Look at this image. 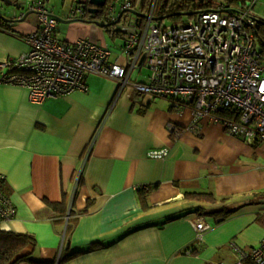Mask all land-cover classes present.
<instances>
[{
    "label": "crops",
    "instance_id": "0c3cea01",
    "mask_svg": "<svg viewBox=\"0 0 264 264\" xmlns=\"http://www.w3.org/2000/svg\"><path fill=\"white\" fill-rule=\"evenodd\" d=\"M83 1L75 6L83 8ZM136 1L137 14L122 20L143 21L150 0L141 11ZM109 2L94 18L84 9V15L58 20L57 39L69 44L84 38L109 49L106 28L93 22ZM6 6L0 14L14 21L0 18V63L26 53L25 36L39 28L38 16L18 19L28 13L19 5L22 13L8 17ZM244 6L248 1L237 8ZM115 11L120 13L118 5ZM71 19L81 21L66 22ZM106 33L125 41L122 33ZM118 55L112 52L111 62ZM141 72L132 78L145 80ZM85 82L87 92L34 104L27 88L0 77V174L15 208L1 229L34 239L14 259L30 260L18 264H233L232 243L246 248L263 238L264 220L256 223L264 219V143L248 146L219 123L195 122L191 109L174 108L166 99L140 102L135 91L119 93L113 80L89 75ZM162 148L169 150L166 158L147 156ZM145 186L152 188L148 210L141 208L137 191ZM64 194L68 210L89 211L74 213L68 233L69 214L62 220L48 204L61 202ZM196 194H212L217 201H193ZM199 207L229 212L203 216L212 227L202 243L190 224ZM94 244L100 248L89 251ZM64 249L83 253L60 263Z\"/></svg>",
    "mask_w": 264,
    "mask_h": 264
},
{
    "label": "built area",
    "instance_id": "2783aa9c",
    "mask_svg": "<svg viewBox=\"0 0 264 264\" xmlns=\"http://www.w3.org/2000/svg\"><path fill=\"white\" fill-rule=\"evenodd\" d=\"M157 1L150 0L143 21L134 27L130 20L119 26L123 15L134 10L132 0H110L98 14L95 21L103 25L119 19L114 29L125 36L119 58L111 62V50L89 39L69 44L59 41L55 33L58 19L46 0H26L23 8L37 14L39 28L25 36L26 53L0 63L1 81L27 88L30 102L42 104L49 98L87 92L86 77L95 75L115 81L119 93L135 91L140 102L166 99L174 108L191 109L195 122L208 119L248 146L263 144L264 56L256 48L253 33L259 21L254 11L258 0H249L248 6L240 8L220 2L165 28L154 24ZM83 12L78 5L71 17ZM143 68L148 70L145 80L132 79ZM117 99L118 95L109 111ZM168 154V148H162L148 151L147 156L164 159ZM5 179L0 174V229L15 215L2 189ZM190 224L196 241L202 243L212 225L203 216H194ZM232 247L237 254L233 264H264V236L250 247L234 243Z\"/></svg>",
    "mask_w": 264,
    "mask_h": 264
},
{
    "label": "trees",
    "instance_id": "16d2710c",
    "mask_svg": "<svg viewBox=\"0 0 264 264\" xmlns=\"http://www.w3.org/2000/svg\"><path fill=\"white\" fill-rule=\"evenodd\" d=\"M173 0H166L164 8H162V13L164 14L163 17L169 16L175 22L185 21L182 18V15L179 13L181 12H187L186 10H189L191 8L199 7L203 10H209L213 7L211 4L212 0H175L176 8L175 12L169 7L171 6ZM229 8H237L238 6H243L245 4V1L249 0H222ZM143 7L146 9L148 6L149 0L143 1ZM82 3V2H81ZM80 3V4H81ZM85 11V10H84ZM84 15V14H83ZM123 21H128L126 18ZM115 26L109 25L106 27V32L116 31L114 30ZM117 32V31H116ZM253 33L255 35L256 39V45H259V52L264 56V19L259 18V21L257 22V25L253 29ZM152 190V188L145 186L144 188L138 189V198L141 205V208L143 210H148L152 208V205L149 203V192ZM191 198L193 201L197 202H216L217 198L212 194H199V195H191ZM50 208L58 215L57 217L63 218L62 220H65L64 218L69 214L68 219V225H67V233L70 231L72 224L70 220L72 217H74V213L78 215H84L87 214L89 211L88 209H84L82 211L76 212L71 210H68V202L67 197L64 194L63 199L61 202L48 203ZM199 216H210V215H217L221 214L223 212V216H227L229 212L227 211H215V212H207L204 208L199 207L198 209H195L194 211ZM34 243V239L30 235L26 234H17L9 231H5L0 229V264H18L21 261H27L30 260L28 257H22L19 259H15L17 255H19L25 248H27L29 245ZM100 245H91L89 247L90 250L99 249ZM81 251H71L69 249H64L63 253L60 258V263L67 262L74 257H76L79 254H82Z\"/></svg>",
    "mask_w": 264,
    "mask_h": 264
},
{
    "label": "rangeland",
    "instance_id": "374dc122",
    "mask_svg": "<svg viewBox=\"0 0 264 264\" xmlns=\"http://www.w3.org/2000/svg\"><path fill=\"white\" fill-rule=\"evenodd\" d=\"M75 1L76 0H49L47 2V7L50 11H53L55 16L60 18L61 20H65L67 17H69L71 15V12L75 9ZM123 1V0H122ZM26 2V0H16L15 4L17 3L18 5L23 6L24 3ZM166 0H158L157 1V5H156V9L154 12V17L155 18H159L164 16V14L162 13V8H164ZM222 2V0H212L211 4L213 6H215L216 4ZM143 0H137L136 1V7L138 10H142V5H143ZM173 4H171V6L169 7V9L173 10L175 12V8H176V4H175V0L172 1ZM77 5V4H76ZM1 6V5H0ZM120 6V2L118 3V7ZM4 9V13L8 16V17H14L15 15H20L22 13V11L17 10L14 6H6L3 8ZM25 10V9H24ZM254 11L255 13L262 19H264V0H258L257 4L254 6ZM26 12V10H25ZM137 12V11H136ZM37 15L34 14H30L29 18H33L35 21ZM182 18L186 21L188 20V16H182ZM37 23L39 22L38 20L36 21ZM124 24H127L126 22L124 23L123 20L120 21L119 26H125ZM130 27H134L136 26V18L135 16H131L130 17ZM154 24L155 26H158L159 28H165L168 26H174L175 20H173L171 17H166L163 20H154ZM59 27H62L63 30H65L66 28V24H63L61 22H59L58 24ZM61 29V31H62ZM60 30V29H59ZM65 32L62 31V37L63 34ZM105 38H106V42L109 46V49L114 53V54H120L121 52V46L124 43V40L122 39L121 35L116 36L114 39L111 38V35L109 33H104ZM256 48H259V45H256ZM138 72V71H136ZM136 72L134 74H136ZM143 73L145 74V76L148 74V70L146 68L142 69L141 75H143ZM132 79H135V76H133ZM228 209H230V207H227ZM263 214V213H262ZM221 221V219H219ZM263 217H260L258 219V222L256 224L262 223L263 222ZM209 223V222H208ZM210 224V223H209ZM211 225V224H210Z\"/></svg>",
    "mask_w": 264,
    "mask_h": 264
},
{
    "label": "water",
    "instance_id": "95a60500",
    "mask_svg": "<svg viewBox=\"0 0 264 264\" xmlns=\"http://www.w3.org/2000/svg\"><path fill=\"white\" fill-rule=\"evenodd\" d=\"M2 1L3 3H5L6 5L8 6H14L17 10L21 9V7L16 3H13L11 0H0ZM88 3L93 6L91 8L88 9V12L91 14L92 18L95 17V14H97L99 12V7H103L106 3V0H88ZM203 11H206V10H202V11H195V12H181L179 13L180 15L182 16H188V17H192L200 12H203ZM132 13H136L134 11H131ZM229 13L232 12L231 9L228 10ZM32 12H28L23 18L22 20H24L29 14H31ZM137 14V13H136ZM171 16V15H169ZM169 16H165V17H160V18H156V20H163L165 19L166 17H169ZM0 18L3 19L4 21L6 22H10V21H14V20H11V19H8L6 17H4L3 15L0 14ZM59 21H62L60 18L56 17ZM73 21H81V19H71V20H68L66 21L67 23H71ZM95 25H97L98 27H101V28H106L108 27L109 25H103V24H99L98 22L96 21H93ZM119 22V19L113 23H111L110 25H115Z\"/></svg>",
    "mask_w": 264,
    "mask_h": 264
},
{
    "label": "flooded vegetation",
    "instance_id": "af4514ba",
    "mask_svg": "<svg viewBox=\"0 0 264 264\" xmlns=\"http://www.w3.org/2000/svg\"><path fill=\"white\" fill-rule=\"evenodd\" d=\"M16 0H12V2L14 3ZM84 3H83V10L85 9V10H87V9H89L88 7H89V5H88V2H87V0H84L83 1ZM0 3H1V5H3L4 3L3 2H1L0 1ZM3 3V4H2ZM201 10H203V9H200L199 7H195V8H191V9H189V10H186L187 12H195V11H201Z\"/></svg>",
    "mask_w": 264,
    "mask_h": 264
}]
</instances>
